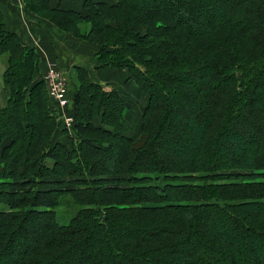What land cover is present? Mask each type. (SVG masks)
<instances>
[{
  "label": "trees",
  "instance_id": "1",
  "mask_svg": "<svg viewBox=\"0 0 264 264\" xmlns=\"http://www.w3.org/2000/svg\"><path fill=\"white\" fill-rule=\"evenodd\" d=\"M22 3L94 44L95 66L126 70L144 100L125 115L75 67L58 111L0 12V264H264V0ZM247 127L248 150H226ZM174 141L190 158L165 150Z\"/></svg>",
  "mask_w": 264,
  "mask_h": 264
},
{
  "label": "crops",
  "instance_id": "2",
  "mask_svg": "<svg viewBox=\"0 0 264 264\" xmlns=\"http://www.w3.org/2000/svg\"><path fill=\"white\" fill-rule=\"evenodd\" d=\"M52 1L50 0L52 7L60 6L65 10L81 11L78 7L73 6L75 0H54L56 1L55 5H52ZM78 5L81 6V0H78ZM0 12L6 30L15 33L22 45L35 48L38 52L39 73L53 60L58 67L69 75L70 80L72 77H70L72 69L79 67L87 72L90 81L101 85L106 91L113 89L120 94L125 103V108L122 112L125 115L133 113L143 103L144 98L142 94L133 81L128 79L126 70L102 69L95 66L96 47H91L92 51L88 53L84 52L87 49L85 46L82 47V45L77 44L75 46L76 49L67 46L64 40H71L70 36L62 33L45 20L25 11L22 0H0ZM69 43L72 44L71 41ZM46 53L51 59L44 57ZM6 68L7 56L4 55L0 57V78ZM129 94H132L130 102L128 101ZM96 123L98 125V122ZM60 138L62 139V135ZM62 141H66V139Z\"/></svg>",
  "mask_w": 264,
  "mask_h": 264
},
{
  "label": "rangeland",
  "instance_id": "3",
  "mask_svg": "<svg viewBox=\"0 0 264 264\" xmlns=\"http://www.w3.org/2000/svg\"><path fill=\"white\" fill-rule=\"evenodd\" d=\"M82 1L83 0H81V6L80 5H78V0H75V2H74V4H73V6L74 7H78V9H81V13H87V10H84L83 11V8H82ZM104 1H106V0H104ZM225 1V0H224ZM55 3H56V1H52V5H55ZM23 4V3H22ZM205 9H207V8H205ZM208 9H211V8H208ZM65 10V9H64ZM215 10L213 9L212 10V13L214 12ZM204 12H206V10H204ZM217 13H218V15L219 16H221V15H223V13H222V11H218L217 10ZM194 17V16H193ZM195 18V17H194ZM200 19L198 20H196L198 23H200V22H202L203 20V17H199ZM202 18V19H201ZM195 20H194V22H193V20H192V22L193 23H191L190 24V26L191 25H194V24H196L195 22H196ZM46 22H48V21H46ZM48 23H50V22H48ZM50 25H52L53 27H55L53 24H51L50 23ZM77 27H78V30H79V33H80V35H82V36H86L87 34H88V32H89V30H90V28H89V24H86V23H80V24H78L77 25ZM56 28V27H55ZM195 28V27H194ZM56 29H58V30H60L59 28H56ZM62 33H65L66 35H68V36H70V38H71V40H64V43L67 45V46H69V47H72V48H74V49H76V45L78 44V45H82V47L83 46H85V47H87V49L84 51V52H88V53H90L91 51H92V48L91 47H96L94 44H91V43H89V42H87V41H85V40H82V39H80V38H77V37H74V36H72V35H70V34H68V33H66V32H64L63 30H60ZM69 41H71L72 42V44H70L69 43ZM97 48V47H96ZM97 53V52H96ZM44 57L45 58H48V59H51L48 55H47V53L46 54H44ZM96 63V62H95ZM49 66H52V67H54V68H56V69H58L63 75H64V77L66 78V81H67V88H68V93H69V96L70 95H73V77H74V69H72V71H71V73H70V77H71V79L69 80V75H67L66 74V72L63 70V69H61L60 67H58L57 66V64L52 60V61H50V63H48L46 66H45V68L40 72V79H42L43 78V76H44V74H45V72L47 71V69H48V67ZM0 82H1V78H0ZM134 83V82H133ZM135 84V83H134ZM136 85V84H135ZM127 90V89H126ZM46 91H47V89H46ZM47 95H48V93H47ZM130 96H129V98H128V101L130 102V98H131V96H132V94H129ZM48 97H49V95H48ZM50 98V97H49ZM51 99V98H50ZM68 106V105H67ZM56 107H57V105H56ZM65 108V107H64ZM57 109H58V111H60L61 112V108H59V107H57ZM66 109V108H65ZM65 109H63V110H65ZM187 109H189V111H191V109L190 108H188V107H185V108H182V111L179 113V115H178V121L180 122V121H184V119L187 117V115L189 114V113H191V112H188V110ZM192 111H193V109H192ZM130 114H132V113H130ZM60 115H61V117H62V114L60 113ZM137 116V115H136ZM69 117V116H68ZM71 117V116H70ZM72 118V117H71ZM58 121H60V118H58L57 119ZM185 122V121H184ZM135 126L136 127H138V122H137V120H136V124H135ZM71 131V130H70ZM134 133L135 134H138L139 132H138V129L136 130V132L134 131ZM246 133L247 134H250L251 133V130H250V128L249 127H247V130H246V132L244 133V134H242V135H237L236 137L235 136H233L232 137V139H231V142L230 143H228V144H226L225 145V149L227 150V149H238V147L240 148V149H244V151H247L248 150V147H247V145H246V142H245V137H244V135H246ZM135 134H134V136H135ZM185 134V137H184V140H188V139H193V138H196L197 136H198V130H196V129H194V130H192V131H187V132H185L184 133ZM175 142V143H174ZM174 142H168L167 144H165V150L168 152V151H171V150H173V151H175V152H179L180 154H182L184 157H186V158H190V150H188L189 148H187L186 146H185V144L183 143V142H185V141H178V143L176 142V141H174ZM151 177H154V176H151ZM199 184H201L200 182H196L195 183V185H199ZM56 213L58 214V221H59V223L60 224H66L67 222H68V220H67V216H64L63 214H64V212H62L60 209H58L57 211H56ZM214 228H218L219 229V226L218 225H216V226H214ZM227 233V232H226ZM232 234L231 232H229L228 231V233L227 234ZM229 234V235H230ZM34 235H33V233H30V235H28V239L31 241V239L33 240V237ZM227 237H228V235H226ZM23 239H20V241L19 242H23L22 241ZM20 243V244H21ZM262 250H264V248H262Z\"/></svg>",
  "mask_w": 264,
  "mask_h": 264
},
{
  "label": "built area",
  "instance_id": "4",
  "mask_svg": "<svg viewBox=\"0 0 264 264\" xmlns=\"http://www.w3.org/2000/svg\"><path fill=\"white\" fill-rule=\"evenodd\" d=\"M47 93L57 107L62 110L68 105L67 99V81L64 75L56 68L49 66L43 76ZM64 127L70 131L73 120L71 117L63 116Z\"/></svg>",
  "mask_w": 264,
  "mask_h": 264
}]
</instances>
